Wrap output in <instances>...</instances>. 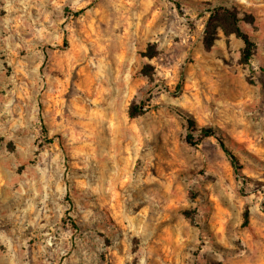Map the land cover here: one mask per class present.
Segmentation results:
<instances>
[{"label":"rangeland","instance_id":"obj_1","mask_svg":"<svg viewBox=\"0 0 264 264\" xmlns=\"http://www.w3.org/2000/svg\"><path fill=\"white\" fill-rule=\"evenodd\" d=\"M0 264H264V0H0Z\"/></svg>","mask_w":264,"mask_h":264},{"label":"trees","instance_id":"obj_2","mask_svg":"<svg viewBox=\"0 0 264 264\" xmlns=\"http://www.w3.org/2000/svg\"><path fill=\"white\" fill-rule=\"evenodd\" d=\"M222 15L229 20V23L231 25V28L229 30H225V31H229L231 33H234L236 36H238L242 40V42H243L242 59L244 62L249 61V59L251 58V55H252V48H253L254 44L250 40V37L244 31H242V29L237 24L239 21V18L237 16V12L235 10H230L226 7H217L215 9H212L211 18L221 17ZM138 108H139L138 105L130 106L129 112H128L129 116L130 117L133 116L134 115L133 109L138 110ZM174 110L176 111V113L178 115H180L184 118L185 123H186V127H188V129L190 131L191 130L192 131L198 130L203 136H208V135L213 134V131L210 128L196 129L194 126L193 120L190 117H187L186 114L183 113V111H181L179 109H174ZM186 140L189 143H191V136L188 135ZM193 144H195V143H193ZM220 145H221L223 151L225 152V154L229 157L231 166L233 167L235 174L238 175L240 178H243L240 175L241 165H240L237 157L222 142H220ZM244 216H245V219H247V216H248L247 212L244 213Z\"/></svg>","mask_w":264,"mask_h":264}]
</instances>
